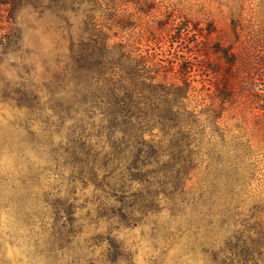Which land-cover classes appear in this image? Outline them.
<instances>
[{
	"label": "rangeland",
	"instance_id": "1",
	"mask_svg": "<svg viewBox=\"0 0 264 264\" xmlns=\"http://www.w3.org/2000/svg\"><path fill=\"white\" fill-rule=\"evenodd\" d=\"M1 2L0 264H49L45 253L47 244L53 242L55 222L51 205L60 201L75 202L78 235L71 245L81 248L82 254L89 256L93 252L101 259L108 243L104 239L96 247L98 237L107 238L115 226L117 239L131 248L132 264H152L160 253L150 239L152 226L154 222L167 225L170 212L163 211L157 220L151 216L135 228L111 213L108 217L112 219L102 220L98 189L74 182L71 166L62 168L70 133L61 123V116L75 96L69 90L62 94L57 80L71 54L69 32L75 49L94 38L96 60L104 52L116 60L126 48L136 54L167 59L191 57L195 85L201 86L200 80L210 88L219 83L228 68L223 53H215L216 46L220 44L221 50L232 46V53L238 54L233 68L244 73L238 76V88L264 93V0ZM103 40L109 45L106 51ZM187 40L197 44L190 46ZM212 63L218 74L206 67ZM123 66L126 68V61ZM114 70L121 74L122 67ZM238 93L241 95L236 102L225 110L220 128L228 133L230 144L240 143V155L252 156L253 165L246 166V174H252V178L247 179L249 184L240 202L244 215L264 219V111L254 101L255 93ZM251 102H255L253 109ZM204 179L205 170L201 168L188 184L192 193H198ZM111 205L116 206L110 202L109 209ZM60 216L62 225L66 216L62 211ZM74 255L72 250L64 260L72 261ZM162 264L208 263L201 251H188L183 238L166 254Z\"/></svg>",
	"mask_w": 264,
	"mask_h": 264
},
{
	"label": "trees",
	"instance_id": "2",
	"mask_svg": "<svg viewBox=\"0 0 264 264\" xmlns=\"http://www.w3.org/2000/svg\"><path fill=\"white\" fill-rule=\"evenodd\" d=\"M69 40L71 54L57 80L62 94L69 90L75 96L61 116L70 133L62 168L71 166L74 182L98 189L99 218L110 220L111 213L135 228L168 210L169 223L152 226L150 239L160 250L152 264H162L183 238L188 251H201L208 264H264L263 216L244 215L240 202L252 178L246 174L252 156L240 155V143L230 144L228 133L220 128L225 110L241 95L238 90L255 93L252 98L263 111L264 93L238 88V76L244 73L233 68L238 54L232 53V46H216L215 53H223L228 68L210 88L200 80L201 86L195 85L191 57L167 59L126 48L116 60L105 52L96 60L94 38L78 49L71 32ZM102 45L105 51L109 48L106 40ZM116 67H122L121 74ZM206 67L219 73L213 63ZM201 168L204 182L192 193L188 184ZM110 202L117 207L109 209ZM51 206L55 222L53 242L45 253L49 264H132L131 248L114 234L118 227H111L107 238L98 237L96 247L104 239L108 243L101 259L93 252L87 256L71 245L78 235L75 202ZM61 211L66 216L62 225ZM72 250L74 260L65 261Z\"/></svg>",
	"mask_w": 264,
	"mask_h": 264
}]
</instances>
